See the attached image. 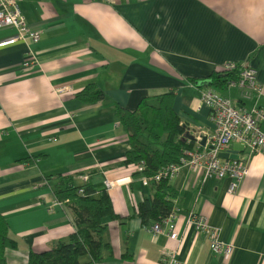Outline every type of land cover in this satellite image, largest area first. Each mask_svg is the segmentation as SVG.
Here are the masks:
<instances>
[{
  "label": "crops",
  "instance_id": "obj_1",
  "mask_svg": "<svg viewBox=\"0 0 264 264\" xmlns=\"http://www.w3.org/2000/svg\"><path fill=\"white\" fill-rule=\"evenodd\" d=\"M16 2L39 40L0 45V212L17 240L5 249V264H27L30 248L68 239L73 216L52 184L58 175L80 184L83 174L99 183L120 179L107 188L118 215L104 219L112 252L98 264H169L171 255L186 264H264V154L229 145L247 162L231 192L230 176L203 179L188 166L169 179L178 192V245L164 223L152 231L154 223L144 225L137 214L153 187L134 175L133 163H123L130 142L116 107L132 110L144 97L173 91V108L194 146L212 131L203 84L215 68L236 61L256 69L263 92L241 99L237 87L217 91L236 105L264 108V0ZM15 34L1 28L0 42ZM29 50L35 61L25 68ZM91 82L106 97L82 102L75 94ZM190 211L233 244L230 255L211 251L207 235L186 222Z\"/></svg>",
  "mask_w": 264,
  "mask_h": 264
},
{
  "label": "trees",
  "instance_id": "obj_2",
  "mask_svg": "<svg viewBox=\"0 0 264 264\" xmlns=\"http://www.w3.org/2000/svg\"><path fill=\"white\" fill-rule=\"evenodd\" d=\"M239 70V65L234 70L220 65L212 71L210 81L203 84L202 89L217 91L216 88L226 87L230 80L238 77ZM75 97L82 102L93 103L103 100L106 93L91 82L76 92ZM174 97L173 91L144 97L132 110L116 103L119 123L126 130L130 142L123 163H143L142 170L134 175L156 174L162 167L179 162L184 149L194 144V140L187 141L184 136V127L173 108ZM31 158L35 160V156ZM90 173L91 176L94 170ZM150 183L152 197L144 198L137 206V214L144 225L159 223L167 217L173 209L174 198L178 196L168 177ZM52 189L56 199L71 211L74 231L67 240L58 241L49 249L35 251L30 248L27 264H98L105 252H112V246L103 238L106 230L104 219L118 217L107 188L103 182L89 179L78 184L71 175H58ZM16 247L17 240L10 235L8 222L0 212V264H5V249ZM84 257L87 259L83 260Z\"/></svg>",
  "mask_w": 264,
  "mask_h": 264
},
{
  "label": "built area",
  "instance_id": "obj_3",
  "mask_svg": "<svg viewBox=\"0 0 264 264\" xmlns=\"http://www.w3.org/2000/svg\"><path fill=\"white\" fill-rule=\"evenodd\" d=\"M11 27L16 30V34L9 39L0 42L2 44L13 43L16 40H23L25 43L29 41L37 42L39 33L28 27L24 16L16 0H0V29ZM30 45V44H29ZM35 57L29 50L28 58L24 60L25 68L34 64ZM240 66L238 77L230 80L228 86L237 87L240 91L241 99H250L263 92L262 85L256 80V69L245 64H239L236 61H226L222 64L223 68L234 70ZM201 101L209 107V119L212 123V131L206 135L205 143H200L199 137L196 144L186 148L179 162L162 167L152 176H142L143 182L146 184L150 181H157L162 177L169 179L179 172L183 166L195 169L202 178L216 176H230L229 192L238 187L239 182L247 173V162L242 158L230 159L219 156L220 152L226 151L232 142H238L245 147L249 153L260 152L264 154V108L251 105L244 107L236 105L229 97L221 95L219 92L207 88L201 92ZM138 171L142 170L143 163L135 165ZM83 181L88 180V175L80 176ZM120 179L110 180L104 179L105 188H110ZM81 191V190H80ZM176 207H173L171 213L161 222L154 223L151 226L152 231H159L160 224L164 223L167 227L168 236L180 244L181 239L178 237L174 224ZM186 222L193 225L195 230L204 232L209 241L211 251L215 254L228 256L233 251V244L224 243L219 239L218 232L215 228L209 226L204 215L190 211L187 215ZM169 264H186L177 261L170 256Z\"/></svg>",
  "mask_w": 264,
  "mask_h": 264
},
{
  "label": "water",
  "instance_id": "obj_4",
  "mask_svg": "<svg viewBox=\"0 0 264 264\" xmlns=\"http://www.w3.org/2000/svg\"><path fill=\"white\" fill-rule=\"evenodd\" d=\"M205 136L201 138L200 143L203 145L205 143ZM219 156L230 159H238L237 153L235 151L227 149L226 151L220 152Z\"/></svg>",
  "mask_w": 264,
  "mask_h": 264
}]
</instances>
